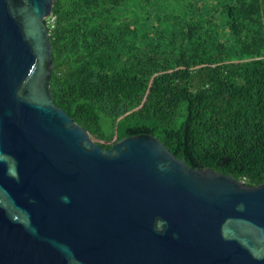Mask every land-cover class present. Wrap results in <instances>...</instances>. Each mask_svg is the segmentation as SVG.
<instances>
[{
  "label": "water",
  "instance_id": "water-1",
  "mask_svg": "<svg viewBox=\"0 0 264 264\" xmlns=\"http://www.w3.org/2000/svg\"><path fill=\"white\" fill-rule=\"evenodd\" d=\"M53 5L0 0V264H264V182L104 147L56 104Z\"/></svg>",
  "mask_w": 264,
  "mask_h": 264
},
{
  "label": "trees",
  "instance_id": "trees-1",
  "mask_svg": "<svg viewBox=\"0 0 264 264\" xmlns=\"http://www.w3.org/2000/svg\"><path fill=\"white\" fill-rule=\"evenodd\" d=\"M52 15V96L99 144L152 134L264 182V0H54Z\"/></svg>",
  "mask_w": 264,
  "mask_h": 264
},
{
  "label": "built area",
  "instance_id": "built-area-1",
  "mask_svg": "<svg viewBox=\"0 0 264 264\" xmlns=\"http://www.w3.org/2000/svg\"><path fill=\"white\" fill-rule=\"evenodd\" d=\"M48 18V19H47ZM46 19V24H47V27H48V30H49V34L51 32V29L54 27L55 25V16L52 15V13L47 17Z\"/></svg>",
  "mask_w": 264,
  "mask_h": 264
}]
</instances>
